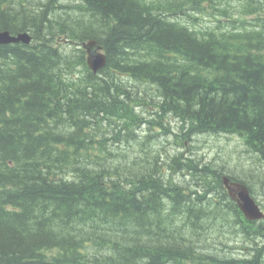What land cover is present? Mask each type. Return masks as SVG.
Returning <instances> with one entry per match:
<instances>
[{
  "label": "trees",
  "instance_id": "obj_1",
  "mask_svg": "<svg viewBox=\"0 0 264 264\" xmlns=\"http://www.w3.org/2000/svg\"><path fill=\"white\" fill-rule=\"evenodd\" d=\"M64 1L0 0L34 40L0 45V264H264L222 178L250 182L160 149L236 135L264 165V0H208L210 29L205 0H76L85 22Z\"/></svg>",
  "mask_w": 264,
  "mask_h": 264
},
{
  "label": "rangeland",
  "instance_id": "obj_2",
  "mask_svg": "<svg viewBox=\"0 0 264 264\" xmlns=\"http://www.w3.org/2000/svg\"><path fill=\"white\" fill-rule=\"evenodd\" d=\"M227 1L228 2L225 6L229 5L232 8L230 10L231 16L234 18L237 17L241 7L240 0ZM78 3L79 2L76 0H65L63 4L69 6V9L64 11H66L68 15L70 14L73 20L85 22L84 14L78 9L73 8L74 6L78 5ZM208 3L209 2L206 3V6ZM224 9L226 10V8ZM64 11L62 13H64ZM196 15L199 17L197 21L198 24L203 28L216 27L218 25L217 19L224 21L229 20L227 19V16L224 18L222 17L223 15H218L216 13L211 15L210 18L204 13H196ZM81 29L82 28L79 27L78 32H81ZM69 46L71 47L66 45L67 48H74V45ZM77 49L78 47L74 50L78 51ZM144 110L146 109L144 108ZM174 126H177V124H174ZM175 142V139L167 141L160 147V149L162 151L166 150L170 154H178V151H180L187 156L191 154V151H193V157L197 159H203L207 163L210 162V164H212L214 167H224L227 172H234L235 175L248 180L250 182V186L253 188L256 199L264 210V165L260 162L256 154L248 151L246 145L239 137L236 135H206L205 137L195 138L194 142H186L185 149L179 148V150H177L178 146H176ZM151 146H154L153 142ZM182 179L184 178L182 177ZM233 239L235 240V238ZM241 241L242 238L237 239L238 246L242 245ZM238 254L241 253L238 252Z\"/></svg>",
  "mask_w": 264,
  "mask_h": 264
},
{
  "label": "water",
  "instance_id": "obj_3",
  "mask_svg": "<svg viewBox=\"0 0 264 264\" xmlns=\"http://www.w3.org/2000/svg\"><path fill=\"white\" fill-rule=\"evenodd\" d=\"M31 36L28 33L12 35L9 31L0 32V45L10 44H30ZM87 52V63L96 73L105 67L107 55L103 53L102 47L93 40L84 44ZM224 183L228 189L230 197L237 202L239 209L249 221H260L264 219V212L261 206L252 196L249 188L243 184L232 182L229 178H224Z\"/></svg>",
  "mask_w": 264,
  "mask_h": 264
},
{
  "label": "flooded vegetation",
  "instance_id": "obj_4",
  "mask_svg": "<svg viewBox=\"0 0 264 264\" xmlns=\"http://www.w3.org/2000/svg\"><path fill=\"white\" fill-rule=\"evenodd\" d=\"M203 2H204V0H201V3H203ZM207 2H208V0H205L204 5L202 4L204 8L199 12V14H202V13L207 14L206 16L210 18L211 15H214V13L218 14V12H216L215 10H213V9L210 7V5H211V4H209L210 2H209L208 5L206 6V3H207ZM215 2H216V3L220 2L221 5H222V7H224L228 1L225 2L224 0H220V1L215 0ZM226 7H227V14L231 16L230 10H231L232 8H231L229 5L226 6ZM209 12H210L211 14H210ZM208 14H209V15H208ZM205 29H210V27H206Z\"/></svg>",
  "mask_w": 264,
  "mask_h": 264
},
{
  "label": "bare ground",
  "instance_id": "obj_5",
  "mask_svg": "<svg viewBox=\"0 0 264 264\" xmlns=\"http://www.w3.org/2000/svg\"><path fill=\"white\" fill-rule=\"evenodd\" d=\"M77 2H79V1H77ZM30 36H31V43L30 44H25V45H31L32 43H33V37H32V35L30 34V33H28ZM66 41H68V40H66ZM93 41H96V40H93ZM97 42V41H96ZM72 45H74V44H72ZM107 64V63H106ZM106 66V65H105ZM88 68L94 73V74H97V73H99L101 70H103L104 68H102L101 70H99L98 72H94L91 68H90V66L88 65ZM231 136H234V135H231ZM237 137H239V136H237ZM240 138V137H239ZM241 139V138H240ZM242 140V139H241ZM243 141V140H242ZM229 178L228 177V175H224V177L222 178V181H223V185H224V187L226 188V186H225V183H224V178ZM230 179V178H229ZM231 180V179H230ZM232 181V180H231ZM233 182H235V183H240V184H243V185H245V186H247L248 187V185L247 184H245V183H241V182H237V181H233ZM226 190H227V192H228V189L226 188ZM228 195H229V192H228ZM229 197H230V195H229ZM231 198V197H230ZM232 199V198H231ZM233 200V199H232ZM234 201V200H233ZM234 202H236V201H234ZM237 203V202H236ZM238 205V204H237ZM239 207V206H238ZM241 211V210H240Z\"/></svg>",
  "mask_w": 264,
  "mask_h": 264
}]
</instances>
